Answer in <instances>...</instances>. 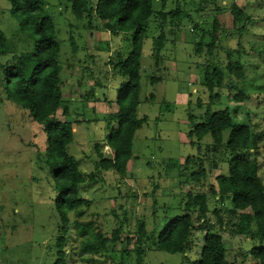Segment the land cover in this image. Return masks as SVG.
<instances>
[{
	"label": "rangeland",
	"instance_id": "1",
	"mask_svg": "<svg viewBox=\"0 0 264 264\" xmlns=\"http://www.w3.org/2000/svg\"><path fill=\"white\" fill-rule=\"evenodd\" d=\"M45 1L61 46L64 92L69 94L66 99L75 111L69 120L77 116L81 120L75 126L69 153L86 175L93 173L98 175L97 179H102L80 187L79 196L89 204L79 209L82 216L78 220L75 212L69 215L71 227L65 246L68 264H129L134 255L129 256L127 251L134 252V242H110L101 253L81 254L80 249L87 241H94V234L102 233L110 238L112 231L120 226L126 240L135 235L140 221H144L149 230L162 225L164 219L182 213L181 203L187 191L202 190L187 179L166 172L165 164L170 160L184 164L189 156H209L206 147L209 149L212 140L209 136L202 141L195 135L189 137L193 128L191 119L200 122L209 103L210 93L203 85L206 70L210 66L225 68L228 49L239 48L240 55H234L233 60L243 64L244 78L237 80L224 74L225 87L217 90L221 104L212 111L229 109L236 123H247L258 132H264V0H235L252 20L238 33L232 29L233 17L228 7L233 0H227V7L221 11H212L211 6L198 10V4L193 2L199 0H167V11L180 5L191 18L187 16L180 27L165 23L162 29L166 44L159 66L155 63L154 43L161 32L158 28L161 23L151 21L142 58L139 107V116L145 118L146 123L136 133L133 160L123 178L114 171H96L95 163L112 157L107 139L112 126H108L105 117L118 110L115 99L126 78L117 76L109 61L119 51L130 52V36H114L98 20L92 21L97 28L89 30L88 20H75L65 1ZM154 8H160L159 4L155 3ZM215 19L220 26V53L211 59L199 57L195 54V45L201 33L195 26L211 31ZM0 30L14 44L13 53L0 56V264H53L60 222L56 211L59 193L53 170L46 163L47 135L33 122L30 113L9 102L1 89L4 66L11 65L22 51L33 49L19 33L18 21L5 0H0ZM239 40L241 47H238ZM158 76L162 81L152 84L151 79ZM228 84L236 87L230 90L232 86ZM240 90L249 99L233 102L232 97ZM151 94L154 98L149 101ZM259 160L264 174V151ZM205 167L209 171L208 186L215 184L217 175L228 171L226 165L212 169L206 161ZM213 205L212 202L211 207ZM208 220L223 237L229 264H253L250 254L243 263V255L252 249V241L248 235L238 233L235 227L238 218L223 213V223L219 225L215 215L210 213ZM81 224L86 227L81 228ZM195 226L200 227L196 221ZM83 230L87 231L85 235ZM205 234L204 229L194 231L191 251L185 260L199 259ZM183 258L180 254L147 251L145 263L182 264Z\"/></svg>",
	"mask_w": 264,
	"mask_h": 264
},
{
	"label": "trees",
	"instance_id": "2",
	"mask_svg": "<svg viewBox=\"0 0 264 264\" xmlns=\"http://www.w3.org/2000/svg\"><path fill=\"white\" fill-rule=\"evenodd\" d=\"M5 1L10 5L13 18L18 21L19 33L25 36L33 49L22 51L14 57L11 65L4 66L1 89L9 102L28 111L33 122L40 125L47 135L46 163L53 170L55 188L59 193L56 198V211L60 222L54 248L56 261L53 264H68L65 246L71 227L69 215L75 212L78 220L82 216L79 209L89 204L88 200L79 196L80 187L87 182L95 184L102 179H97V174L86 175L80 170L77 159L69 153V147L75 137V126L81 120L79 116L73 121L69 120L75 111L70 108L66 99L69 94L64 92V82L61 78V46L55 23L47 14L46 1ZM63 1L70 5L75 20H88L89 30L97 28L92 21L98 20L114 36L119 34H125L127 38L130 36V52L126 54L119 51L109 61L112 71L117 76L126 78L115 99L118 110L105 117L108 126H112L107 138L112 157L95 163L96 171L99 172L101 169L114 171L123 178L126 176L128 164L133 160L136 133L146 123V119L139 116V107L142 58L151 21L154 19L161 23L158 25L161 32L154 43L155 63L159 66L162 60L161 53L166 44L162 29L165 23L180 27V23L190 15L186 14L180 5L174 10L167 11V0ZM226 1L199 0L193 3L198 4V10L211 6L212 11L213 9L221 11L227 7ZM155 3L160 7L157 10L154 8ZM228 7L233 17L232 29L238 33L252 20L240 10L235 0ZM195 28L201 33V38L195 45V54L210 59L217 57L221 47L218 20H214L211 31L204 30L199 25ZM240 36L242 39L241 32ZM240 41L238 47H241ZM13 52L14 44L0 30V56H7ZM226 53L228 63L225 68L210 66L205 72L203 85L209 91L210 98L200 122L195 123L192 116L190 117L193 128L189 137L195 135L202 141L209 136L212 140L208 145L209 149L206 147V155L209 156L207 158L189 156L184 164L172 160L165 164L166 172L171 171L174 175L200 186L202 190L187 191L181 203L182 213L164 219L162 225H156L149 230L147 224L140 221L135 235L127 237L126 240L122 226L112 231L110 238L102 233L94 234V241H87L82 245L81 254L101 253L106 251L110 242L125 244V241H128L134 242L135 246L134 252L127 251L129 256L134 255L135 258L131 256L129 264H146L147 251L183 255L182 264H229L223 237L215 231L214 224L208 220V215L212 213L218 224L222 225V214L227 213L238 218V224L235 226L238 233L248 235L252 241V249L243 255V263L250 254L253 256V264H264V174L261 172L263 166L259 160L261 151H264V132H258L247 123H236L229 109L212 111L214 108L218 109V105L221 104L220 93L217 90L225 87L224 74L237 80L244 78L243 64L233 60L234 55L240 53L239 48L234 51L228 49ZM160 81H162L160 76L151 79L152 84ZM229 86H232L230 90L236 87L228 84ZM149 98L151 99L149 101H152L154 94ZM248 99L249 97L241 90L232 97V101L237 103ZM199 107H202L200 102ZM205 161L212 169L226 165L227 174L217 175L215 184L208 186L209 171L205 167ZM212 202L214 205L211 207ZM195 221L200 227L195 226ZM83 227L86 225L81 224V228ZM198 229L206 231L199 259L185 260L187 253L191 251L192 235ZM86 232L83 230V235Z\"/></svg>",
	"mask_w": 264,
	"mask_h": 264
}]
</instances>
